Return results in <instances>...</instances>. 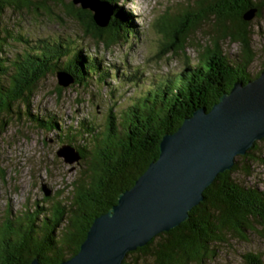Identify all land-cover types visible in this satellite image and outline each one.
<instances>
[{
  "label": "trees",
  "instance_id": "16d2710c",
  "mask_svg": "<svg viewBox=\"0 0 264 264\" xmlns=\"http://www.w3.org/2000/svg\"><path fill=\"white\" fill-rule=\"evenodd\" d=\"M122 1L86 0L82 4L74 0H0V16L4 9L13 8L61 21L70 18L94 45L110 48L125 41L131 29L132 20L127 18ZM104 4L109 15L100 21L95 10L104 9ZM263 7L264 0H198L194 8L191 4L167 17L158 27L166 37L163 53L180 52L186 42L193 44L189 40L191 32L208 21L210 14L213 24L216 21L221 27L209 30L210 43L201 47L197 63L188 64L167 82L151 85L118 115L110 108L103 126L97 128L85 118L65 125L55 116L32 111L29 106L49 73L70 78L65 84L57 82L56 91L61 94L69 85L90 87L93 78L104 80V71L110 68L101 67L100 59L83 53L82 47L70 53L68 38L31 39L7 30L0 21V128L16 119L25 127L54 131L62 144L74 148L77 162L82 164L65 199L56 198L46 210L41 211L44 206L38 201L14 213L8 206L9 214L0 220V264H26L35 256L40 263L59 264L76 253L95 215L106 212L118 193L129 188L157 158L164 134L176 130L195 110H209L235 82L245 83L264 69V62L255 72L249 69L254 53L249 19L245 17L250 9L259 14ZM221 34L238 42L237 58L230 59L222 51ZM256 149L255 140L236 157L232 167L216 175L185 221L128 251L121 264H210L232 235L244 239L252 232L264 239V181L261 185L245 183L234 176L240 163L245 162L247 169L246 162ZM4 175L0 166V177ZM49 195L44 194L43 199H49ZM240 257L243 264H264V250H246Z\"/></svg>",
  "mask_w": 264,
  "mask_h": 264
},
{
  "label": "rangeland",
  "instance_id": "374dc122",
  "mask_svg": "<svg viewBox=\"0 0 264 264\" xmlns=\"http://www.w3.org/2000/svg\"><path fill=\"white\" fill-rule=\"evenodd\" d=\"M197 1H122L120 4L133 25L130 23L131 29L128 30L125 41L110 48L94 45L91 39L82 34L76 21L70 18L61 21L35 11L4 9L0 21L7 30L19 32L31 39L68 38L71 41L70 53L73 49L82 47L83 53L96 55L100 59L101 67L110 68L109 71H104L107 72L104 80L96 81L93 78L89 81L90 87L69 85L61 94L55 87L58 73H49L40 82L29 108L55 116L65 125L75 124L80 118H85L96 128L102 127L110 108L118 115L125 105L151 85L167 82L188 64L197 63L201 47L210 43L209 30L221 27L215 24L216 21L213 24L214 17L211 14L208 21H202L191 32L189 40L193 44L186 42L180 52L165 50L163 53L166 37L158 28L167 17L179 14L181 8L187 9L191 4L194 8ZM100 5L95 1V6L99 8ZM104 5L103 8L107 6ZM55 11L58 12L59 9L56 8ZM100 11L103 13V9ZM107 12L108 9L106 14ZM248 22L251 30L250 44L254 53L249 69L255 72L264 62V7L259 14L254 13ZM219 44L230 59L237 58L240 53L238 42L228 36L221 34ZM13 46L19 44L13 43ZM60 75L64 82L70 79L65 74ZM23 124L12 119L6 127L0 128V166L5 170V175L0 177V220L9 214V208L14 213L25 204L31 205L38 201L44 206L41 209L44 211L56 198L65 199L70 182L82 170V164L77 161L68 162L63 156L56 154V150L63 144L54 131H46L37 126L25 127ZM256 141L257 149L253 151L252 159L246 162L247 169H244L245 162L240 163L239 172L234 176L245 183L255 182L261 185L264 181V141L262 138ZM43 185L50 189L49 199H43ZM246 250H264V239L252 232L244 239L232 235L210 264H243L240 253ZM127 261H131V258L128 257Z\"/></svg>",
  "mask_w": 264,
  "mask_h": 264
},
{
  "label": "water",
  "instance_id": "95a60500",
  "mask_svg": "<svg viewBox=\"0 0 264 264\" xmlns=\"http://www.w3.org/2000/svg\"><path fill=\"white\" fill-rule=\"evenodd\" d=\"M74 1L86 4V0ZM104 9V15L95 10L100 21L109 15L108 7ZM247 13L249 19L255 9ZM60 74L57 82L62 84ZM262 137L264 69L245 83L235 82L209 110H195L176 130L164 134L157 158L129 188L118 193L106 212L95 215L78 251L59 264H121L128 251L185 221L216 175L232 167L236 156ZM56 154L68 162L79 159L74 148L66 144ZM42 190L50 194L45 185ZM26 264L43 263L35 256Z\"/></svg>",
  "mask_w": 264,
  "mask_h": 264
}]
</instances>
